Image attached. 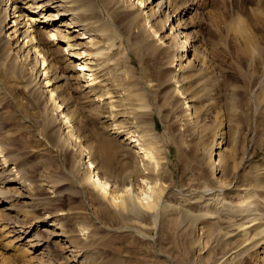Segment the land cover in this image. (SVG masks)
I'll return each mask as SVG.
<instances>
[{"label": "bare ground", "instance_id": "bare-ground-1", "mask_svg": "<svg viewBox=\"0 0 264 264\" xmlns=\"http://www.w3.org/2000/svg\"><path fill=\"white\" fill-rule=\"evenodd\" d=\"M232 5L236 14L223 20L222 48H199L195 44L196 36L188 31L193 21L190 16L188 21L195 7L193 0H0V59L4 63L0 71L4 76L9 72L18 74L27 82L29 92L38 101H44L49 110L46 127L55 145L61 144L71 151L72 158L79 155L74 170L84 165V180L89 179L120 214L140 216L149 210L155 227L163 218L167 223L187 219L203 230L202 220L217 211L193 212L165 199L167 185L157 170L162 157L155 154L151 144L155 132L151 118L157 112L160 118L172 120L179 130L197 134L214 124L218 138L219 131L227 132L229 124L235 126L231 148L223 147L221 139L206 151V161L212 165L214 191L223 192L229 186L216 177L221 171L219 164H234L239 178V171L257 156V149L264 150V0H235ZM159 32L161 36L157 37ZM117 39L126 42V50L136 54L140 65L145 63L137 81V69L128 63L130 56L123 55L128 75L131 74L130 84L124 86L114 82L110 72L107 75L111 66L116 67L109 54ZM227 39L233 45H228ZM214 49L222 55L233 53L237 59H232L233 65L237 66L242 88L250 91L249 95L238 87L232 88L223 101L220 93L213 95L217 67ZM243 63L248 64L244 67ZM224 70L221 69L222 73ZM194 79L197 82L190 84ZM158 90H162L161 101L170 104L167 113L161 112L167 105L154 98L153 92ZM172 98H177V102H171ZM85 104L90 107L85 108ZM243 112L248 114V120ZM86 113L106 130L123 133L126 143L135 147L141 157L121 186L111 184L109 178L100 174L88 156L90 150L80 143L77 129ZM72 120L77 127L72 125ZM245 122L249 133L244 137ZM104 144L107 149L111 146L108 140ZM3 152L0 148V204L8 201L10 195L11 199H21L24 205L30 204L27 194L12 192L10 186L18 184L25 190L30 189L26 170L23 172L21 165L16 171L8 169L6 163L13 156ZM262 166L260 163L251 166L252 183L242 189L241 185H235L239 198L228 207L226 214L216 216L221 225L234 226L231 231H221L225 239L231 237L226 244L233 243L224 264H244L246 260L248 264H264V209L255 199L264 188ZM19 208L25 210L23 206ZM9 209L14 211L13 205ZM105 209L108 214L117 215L116 210ZM1 225L2 232L13 241L8 247L17 256L32 224L10 219ZM61 230L52 231L51 236H63ZM39 238L37 233L27 238L23 250L42 248L45 240ZM76 247L73 242L65 246L70 257H75L73 264H81ZM14 255L4 256L2 264H14L11 260ZM37 264L55 263L45 256Z\"/></svg>", "mask_w": 264, "mask_h": 264}, {"label": "rangeland", "instance_id": "rangeland-1", "mask_svg": "<svg viewBox=\"0 0 264 264\" xmlns=\"http://www.w3.org/2000/svg\"><path fill=\"white\" fill-rule=\"evenodd\" d=\"M232 1L235 2L193 0L195 7L188 15V21L189 16L190 21H193L188 31L196 36L195 44L199 48L204 46L222 48L223 20L231 19L236 14ZM159 36L160 32L157 37ZM115 42L116 46L110 52L109 59L116 63V67L111 66L107 75L110 72L111 79L120 86L130 84L131 74L128 75L123 56L126 54L130 56L128 63L137 69L139 81L145 63L140 65L136 54L126 50V42L123 43L120 39ZM227 44L233 45V42L228 43L227 39ZM213 52L217 64L214 83L212 82L213 95L218 96L220 93L223 101L225 95L231 94L232 88H242L243 82L237 73V66L233 65V53L222 55L216 49ZM234 61L237 59L234 58ZM3 64V60L0 59V67H3ZM247 64L243 63L244 67ZM221 69H225L223 73ZM2 73L0 71V78L4 79L0 83V148L3 149L4 155L13 156L12 160L6 163L8 169L16 171L21 165L23 172L26 170L24 172L27 174L26 180L32 187L25 190L18 184L6 183L11 186L12 192L27 194L29 198L26 199L30 204L24 205L21 199V201L11 199L12 195L8 197V201L0 204L1 264L4 256L11 257L15 254L12 247H8L9 242H13L9 241L12 238L6 236L1 229V224L10 219L26 222L27 225L32 224L26 239L37 233L41 241L45 240V246L37 250L33 248L23 250L28 242L26 239L22 241L24 243L20 245L22 250L20 249L17 256L14 255L11 259L16 264L23 262L29 264V261L30 264L32 262L37 264L45 256L51 257L55 264H73L72 260L75 257H70L69 251L65 248L72 242L77 246L76 251L79 252L81 264H224V260L230 256L233 243L226 244L231 237L225 239L221 231H231L234 226L226 223L221 225L216 216L226 214L228 207L239 198L235 185H241L239 187L242 189L252 183L251 166L260 163L264 168L262 154L264 150L257 149V156L253 162L246 163L239 171V178L234 164H219L221 171L216 177L219 176L229 186L223 192L214 191L216 187L212 180V165L206 161V151L212 143L221 139L220 144H224L223 147L231 148L235 126L228 123L227 132L219 131L221 137L218 138L214 124L201 134L199 132L197 134L187 129L179 130L172 120L162 119L154 112L151 120L154 121L153 131L156 133L153 132V137L149 136L150 139L152 137L151 144L154 146L155 154L162 157L157 170L161 180L167 185L165 199L171 203L181 204L193 212L217 211L202 220L203 230L198 229L187 219L167 223V219L163 218L155 227L151 211L144 210L140 216L134 213L120 214L99 194L89 179L84 180V165L79 166L81 169L74 170L79 155L76 154L78 159L75 157L73 159L71 151L66 150L61 144L55 145L50 129L46 127L48 106L29 92L25 79L14 72H9L5 76ZM193 82L197 80L189 83ZM242 91H245L244 88ZM245 92L247 95L250 94V91ZM153 93L156 101L162 103V90ZM73 99L77 101L75 97ZM171 102H177V98H172ZM163 104L167 105L164 102ZM86 105L85 108L90 107ZM169 107L170 104L163 107L161 112L167 113ZM179 112L178 114H181V110ZM243 114L248 120V114L245 112ZM83 119V124L77 129L80 143L90 150L87 154L95 162L100 174L109 178L111 184L121 186L125 176L134 170L136 163L141 159L135 152L136 148L126 143L123 133L106 130L92 115L86 113ZM71 123L77 127L73 120ZM247 124L242 129L244 137L249 133ZM105 140L111 142L109 149L105 148ZM245 144L248 145L247 140ZM248 148H251L250 143ZM85 159L87 158L84 156L83 160ZM255 199L264 209V188L258 191ZM11 205L14 211L9 209ZM18 206H23L26 211ZM106 207L116 210L117 215L108 214L105 211ZM230 217L232 218L231 215ZM54 230L63 231V236H51ZM71 247L69 249H72ZM248 263L246 260L244 264Z\"/></svg>", "mask_w": 264, "mask_h": 264}]
</instances>
